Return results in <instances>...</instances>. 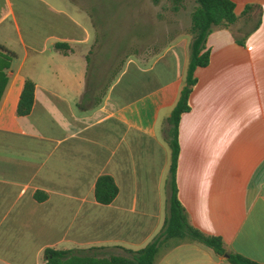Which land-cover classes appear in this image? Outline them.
I'll list each match as a JSON object with an SVG mask.
<instances>
[{
    "label": "crops",
    "instance_id": "0c3cea01",
    "mask_svg": "<svg viewBox=\"0 0 264 264\" xmlns=\"http://www.w3.org/2000/svg\"><path fill=\"white\" fill-rule=\"evenodd\" d=\"M231 1L238 19L208 35L209 63L196 69L191 109L179 121L178 196L190 224L264 264V0ZM156 2L148 1L144 21ZM104 3L0 0V45L14 53L0 93V264H44L46 249L119 255L145 247L164 223L171 149L163 129L185 83L190 35L182 30L190 22L176 15L164 24L177 32L150 67L125 62L124 71L150 75L87 76L89 66L119 64V49L104 55L90 31L101 29ZM136 6L113 8L115 18L130 28ZM27 79L34 102L19 116ZM102 175L118 188L109 204L94 197ZM155 264L230 263L182 242Z\"/></svg>",
    "mask_w": 264,
    "mask_h": 264
},
{
    "label": "trees",
    "instance_id": "16d2710c",
    "mask_svg": "<svg viewBox=\"0 0 264 264\" xmlns=\"http://www.w3.org/2000/svg\"><path fill=\"white\" fill-rule=\"evenodd\" d=\"M173 10L178 11L182 7V0H172ZM196 6L190 14L189 57L185 74V83L180 90L178 100L170 115L164 123V134L171 149V162L169 167L168 200L164 223L159 232L143 248L138 250L122 249V254L98 256L92 250L76 249H46L44 251V264H155L161 251H166L182 242H199L211 248L218 255H226L230 264H261L241 254L227 252L225 243L220 236L209 235L190 224L186 210L178 196L177 167L179 157V121L181 115L188 112L191 107L189 96L197 83L195 71L199 67H205L209 63L210 50L206 46L208 35L216 27H230L238 19L235 12L236 4L231 0H195ZM254 5L247 4L242 14H247ZM64 44H56V48L64 49ZM14 56L13 52L0 45V93L6 83L5 69L9 67V61ZM90 63V62H89ZM90 65V64H89ZM106 70V75L116 78L118 74L124 76H148L144 72L131 66L123 70L122 65L112 66ZM99 66H89L88 75L97 73ZM140 80V79H139ZM88 83V79H87ZM111 82L95 83L97 88L103 86L106 90ZM141 82L135 81V90L140 89ZM35 84L27 79L24 82L17 105V115H27L34 102ZM86 93L84 94L85 97ZM118 188L111 176L102 175L95 183L94 197L101 204H109L117 195ZM41 201L45 196L35 195Z\"/></svg>",
    "mask_w": 264,
    "mask_h": 264
},
{
    "label": "rangeland",
    "instance_id": "374dc122",
    "mask_svg": "<svg viewBox=\"0 0 264 264\" xmlns=\"http://www.w3.org/2000/svg\"><path fill=\"white\" fill-rule=\"evenodd\" d=\"M135 1V21L130 28L126 21L123 19L115 18L116 13L113 8L120 7L119 12H123V6L127 3ZM149 0H111L112 4H108L105 0V12L103 18H105L101 24L100 30H90L92 38L100 39V44L103 48V54H106V50L115 47L119 49L118 61L115 63L122 65L123 70L126 68L125 62L128 58L134 60L131 64L140 68H148L153 65V61L161 55L164 50L163 47L168 42V36L173 35L177 30H167L164 26L165 23L174 22L175 16L188 25L190 22V14L196 6L195 0H182V7L178 11L173 10L172 0H156V9L152 7V17L150 21L145 19L148 23L150 30H143L144 10L148 9ZM152 1V0H151ZM129 29V30H128ZM188 29L182 30L184 33H188ZM189 53V51H188ZM168 55L163 57L164 61H167ZM163 64V63H161ZM116 65V69H118ZM110 66L107 61H104L99 68V72L106 74V70ZM159 67V65H158Z\"/></svg>",
    "mask_w": 264,
    "mask_h": 264
}]
</instances>
